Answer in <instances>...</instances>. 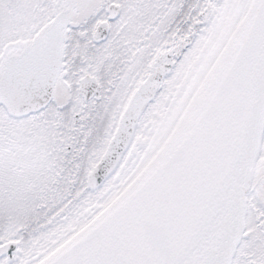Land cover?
I'll list each match as a JSON object with an SVG mask.
<instances>
[{
    "label": "snow or ice",
    "instance_id": "obj_1",
    "mask_svg": "<svg viewBox=\"0 0 264 264\" xmlns=\"http://www.w3.org/2000/svg\"><path fill=\"white\" fill-rule=\"evenodd\" d=\"M0 264H264V0H0Z\"/></svg>",
    "mask_w": 264,
    "mask_h": 264
}]
</instances>
